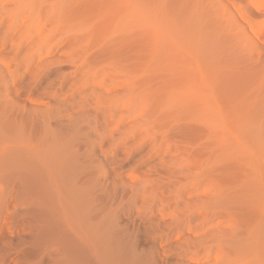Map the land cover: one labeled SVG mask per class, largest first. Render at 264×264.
<instances>
[{"label": "bare ground", "instance_id": "bare-ground-1", "mask_svg": "<svg viewBox=\"0 0 264 264\" xmlns=\"http://www.w3.org/2000/svg\"><path fill=\"white\" fill-rule=\"evenodd\" d=\"M69 1L56 0L55 7L60 10ZM41 2L25 0L24 7L39 15L40 8L36 7L37 13L33 7ZM122 7L125 18L142 11L128 0ZM262 15L264 0H258L248 20L254 25ZM198 16L202 26L205 15ZM7 22L8 29L26 26L20 16H0V53L17 32L2 36ZM197 30L201 39L203 33ZM22 31L11 47L13 62L19 61L29 41L27 31ZM238 38L224 35L220 42L229 47ZM244 49L237 48L239 52ZM210 58L211 51L200 47L182 52L174 60L177 63L168 65L182 72L160 88L150 85L149 63L142 51L138 73L118 63L96 69V63L83 59L75 83L51 91L55 103L28 99L25 106L10 96L11 85L23 80L8 81L6 65L0 59V264H184V252L173 251L169 241L192 229L177 223L183 205L188 208L193 201L187 186L177 178L193 172L180 166L190 158L164 128L168 121L186 119L207 125L210 136L218 141L216 153L209 156L216 164L213 167L221 168L226 162V116L217 92L221 88L207 89V74L213 78L219 71L208 64ZM22 61L30 70L37 59L29 56ZM259 127L262 131L264 126ZM141 134V140L133 143ZM142 141L151 145V155L146 156L152 161L148 158V162L159 154L169 159L174 167L165 170L168 177L161 164L148 165L146 156L134 161L135 167L127 165ZM260 143L258 146H264ZM261 148L258 154H264ZM198 161L191 169L203 166ZM204 175L205 169L200 168V176H193V182ZM215 184L214 199L206 210L224 209L229 201L225 183L217 182V189ZM166 193L172 197L166 199ZM249 250L258 255V222L241 245L240 251Z\"/></svg>", "mask_w": 264, "mask_h": 264}, {"label": "rangeland", "instance_id": "rangeland-1", "mask_svg": "<svg viewBox=\"0 0 264 264\" xmlns=\"http://www.w3.org/2000/svg\"><path fill=\"white\" fill-rule=\"evenodd\" d=\"M128 1L142 7V11L130 18L122 17L124 0H70L60 10L55 7L56 0H42L39 6L33 7L34 10L40 8L41 14L37 15L36 11L32 10L35 14H31L24 7L25 0H0V16L23 18L27 29L23 28L29 37L19 61L13 62L11 47L24 29H8L7 22L1 30L4 37L17 31L0 53L6 65L7 80H23L20 85H11V98L22 106L28 105V99L43 104L50 102L53 89H67L75 83L83 59L96 63V69L118 63L132 71L137 69L138 73L141 51L149 63L150 85L160 88L182 72L168 67L171 62L177 63L174 60L182 52H193L198 47L211 51L208 64L219 67V71L213 78L207 74V89L214 85L221 88L217 92L226 116L227 159L221 168L213 167L216 164H212L211 158L218 141L210 136L207 125L188 119L167 122L164 132H170L175 144L186 152L187 159L190 158L180 166L193 172L177 178L187 186V195H193L191 205L188 208L183 205V211L177 214V223L192 229L181 238L176 235L175 239L174 235L173 242H169L172 250L184 252V264H264V166L261 165L264 154H258V149L264 147L258 146L262 140L260 144H264V138L261 139L264 137V15L254 25L248 20L258 0ZM198 15H205L202 26ZM216 24L221 27H214ZM198 28L203 33L201 39L196 34ZM224 35H239V38L232 42L233 46L225 47L227 42H220ZM240 46L245 48L242 52L237 50ZM248 55L254 58L248 60ZM29 56L36 57L37 61L27 70L22 60ZM190 68L193 70L192 66ZM174 127L178 131H174ZM258 127L262 128L260 134ZM143 136L139 135L133 143ZM145 142L137 145L139 150L135 148L136 154L127 164L130 168L137 165L140 157H147L146 161L150 158L146 155L150 154L151 145ZM156 158L154 162L150 158L147 164H161L164 174L166 169L174 167L163 154ZM195 160L201 161L203 166L193 170ZM200 168L205 169V175L195 177L193 182V176H200ZM219 180L225 183L222 185L230 194L229 201L224 209L206 210L214 199L212 186L216 181L214 189H217L221 184ZM197 182L202 186L197 188ZM166 183L167 180L163 182ZM171 197L166 193V199ZM167 221L171 222L170 218ZM257 222L258 255L252 250L240 251Z\"/></svg>", "mask_w": 264, "mask_h": 264}]
</instances>
